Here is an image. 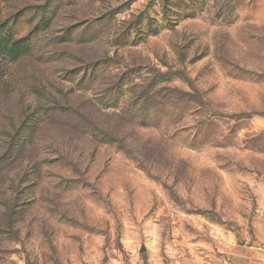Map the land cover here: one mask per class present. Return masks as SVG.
<instances>
[{"label": "rangeland", "instance_id": "1", "mask_svg": "<svg viewBox=\"0 0 264 264\" xmlns=\"http://www.w3.org/2000/svg\"><path fill=\"white\" fill-rule=\"evenodd\" d=\"M0 48V264H264V0H0Z\"/></svg>", "mask_w": 264, "mask_h": 264}, {"label": "trees", "instance_id": "2", "mask_svg": "<svg viewBox=\"0 0 264 264\" xmlns=\"http://www.w3.org/2000/svg\"><path fill=\"white\" fill-rule=\"evenodd\" d=\"M64 111L66 112V116L63 117H69L67 114L70 111L67 109ZM59 114L62 115V112ZM82 117L87 118L85 116ZM83 118H79V120H73V118L69 119V124L81 127L84 132L90 131L92 135H95V140L96 138L97 140H109L110 143L114 145H118L119 147L123 146L125 136H123V134L121 135V132L116 130V128H120L119 126L114 128L112 132L108 134L105 133L104 130L99 129L98 125L91 120ZM125 125H129L128 121ZM30 127V125H27V129ZM9 128L10 130L8 132L5 130L3 131V135L0 134V208H2V210H0V227L3 228L12 227L15 221V203L5 196L6 190L3 186H5L6 183H4V178H6V173L10 172L12 166L14 164H19V161L23 159L22 156L25 152V145L31 143L36 129L35 128L30 132L29 140H27L21 134L25 129L20 127V125L14 126V124H11Z\"/></svg>", "mask_w": 264, "mask_h": 264}, {"label": "crops", "instance_id": "3", "mask_svg": "<svg viewBox=\"0 0 264 264\" xmlns=\"http://www.w3.org/2000/svg\"><path fill=\"white\" fill-rule=\"evenodd\" d=\"M241 261H234L227 257V259H221L218 261H210L209 264H239ZM242 264H248L247 262H242Z\"/></svg>", "mask_w": 264, "mask_h": 264}, {"label": "water", "instance_id": "4", "mask_svg": "<svg viewBox=\"0 0 264 264\" xmlns=\"http://www.w3.org/2000/svg\"><path fill=\"white\" fill-rule=\"evenodd\" d=\"M141 252H144L145 251V247L142 246L141 249H140Z\"/></svg>", "mask_w": 264, "mask_h": 264}]
</instances>
